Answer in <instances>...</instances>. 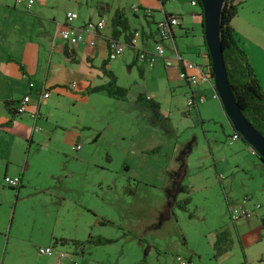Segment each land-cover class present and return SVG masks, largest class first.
Wrapping results in <instances>:
<instances>
[{
	"label": "rangeland",
	"instance_id": "1",
	"mask_svg": "<svg viewBox=\"0 0 264 264\" xmlns=\"http://www.w3.org/2000/svg\"><path fill=\"white\" fill-rule=\"evenodd\" d=\"M43 2L53 9L50 12L57 20H63L68 11L75 14L76 20L87 12L95 17L99 5L108 4L113 11L122 9L137 27L143 24L142 11L139 9L135 13L138 19H134L129 10L131 4L153 10L154 14L160 11L157 0ZM165 6L172 13L182 15L183 25H190L189 19L194 21L190 16L196 7L190 5V0H169ZM128 52L123 51L114 60L119 83L129 87L131 97L137 88L131 85L135 80L160 101L159 110L145 109L152 121L141 116L138 118L139 110L131 102L111 99L104 92L84 93L87 97L74 109L68 95L70 90L59 89L58 95L51 91V99L56 101H51L46 110L49 113L47 121L45 117L38 121L35 142L29 140L34 128L28 119L20 123L22 127L17 132L0 133L2 157L9 156L12 169L17 167L25 171L24 184L18 190L11 189L2 180L6 162L4 158L0 159V232L4 233L2 230L10 226L13 233L27 238L43 231L44 227L48 228L55 220L63 219L67 227L75 221L81 227L86 225L87 232L92 231L93 235L98 230L117 228L120 237L115 238V244L120 249L123 234L137 243L135 237L138 236L130 234L137 231L128 230L132 226H144L149 215L151 221L160 217L163 225L170 227L174 235L172 239L177 240L181 257L187 264H246L245 252L242 253L236 244L238 239L233 230L231 250L219 258L214 255V230L225 225L233 227L228 212L230 200L222 181L225 183L229 176L235 175L237 181L231 191L235 194L249 186L255 187L264 174L254 167L252 171L239 167L237 171L236 168L226 171L234 165L229 160L220 162L225 171L216 172L210 146L224 156L229 154L227 150L232 146L223 142L225 136L222 138L221 126L228 132L231 129L219 100L212 98L211 90L205 87L208 97L198 107L208 103L211 107L203 109L204 116L199 118L195 108L186 104V92L190 86L185 83V92V88H170L165 82V71L158 60L161 57L156 58L152 68L146 67L144 78H138L136 69L131 74L125 70L123 61ZM107 116H110L109 126L104 121ZM54 121H57L58 129L55 135L50 131L56 125L51 124ZM77 133L78 137L73 138ZM76 145L80 149L72 150ZM247 157L253 161V166H257V154L247 149ZM182 163L183 174L179 183L185 189L180 192L178 188L173 189L175 180L170 174ZM260 192L256 188L254 199L257 197L255 203L262 202L263 205L264 196ZM186 198L189 200L183 204ZM232 211L237 212L238 208ZM249 218L240 221L243 223ZM100 221H106L105 225H100ZM250 229L249 235L254 237L258 228L254 224ZM85 233L81 235L85 236ZM262 243L264 246V237ZM1 245L0 264H8L1 263ZM34 251L38 252L37 249ZM124 253L127 259L134 260L133 249L126 247ZM175 257L173 264H178ZM119 260H122L121 255Z\"/></svg>",
	"mask_w": 264,
	"mask_h": 264
},
{
	"label": "crops",
	"instance_id": "2",
	"mask_svg": "<svg viewBox=\"0 0 264 264\" xmlns=\"http://www.w3.org/2000/svg\"><path fill=\"white\" fill-rule=\"evenodd\" d=\"M167 1L169 0H157L160 11H158V14H154L155 12L153 10L151 11V17L148 19L152 21V24H147V19L143 17V9H140L142 11L143 24L139 27L134 26L131 22V18L125 14L132 28L138 29L139 32L140 29L142 30V32H140V46L147 50H152L154 47L153 42L156 40V22L162 19L166 14H174L166 9L165 4ZM237 2V12L231 19L230 25L264 90V0H237ZM131 5L129 6V10H131ZM194 7H196V11L190 16L194 21L189 19L191 23L188 26L183 25L182 15L177 13L180 24L173 29V39L182 57H186L199 65H205L210 62V58L202 34L200 7L198 4ZM51 10L53 9H51L47 3L43 2V0H34V3L28 10L24 9L23 3L15 4V0H0V133L9 131L17 132L20 127H22L20 123H23L24 119H28L30 123H33L34 128L29 135L30 142H35L34 138L36 126L39 123L38 121L41 120V117H45V121H47L49 113H47L46 110L50 107L51 101H56L54 98L51 99V91L58 95L59 89L70 90L71 92H68V95L71 96L73 108L75 109L77 103H80L84 97H87L84 96L87 88L103 84L108 79L100 70V65L101 62L107 58L108 45L106 39L109 38L111 33L109 20L114 11L109 8L108 4L101 3L96 9L95 17H92L91 14L87 12L80 20L74 19L72 22L74 26H79L89 19L95 20L98 18H102L105 21V25L101 32L84 34L83 39L80 41H67L58 35V32L68 25L65 22V17L63 20H57L50 12ZM132 13L133 18L138 19V16L135 14L136 12L132 11ZM105 29H108V32H106ZM119 40L123 41V37L120 36ZM65 45L74 52L76 58L75 62H72L64 56L63 48ZM164 45L165 55L158 58V60H160V64L165 71V82L170 85V88H185V83L187 82L178 77L179 70L181 69L180 63L173 57L172 49L169 44L165 42ZM125 50L129 51L127 59L123 61L125 70L131 74L132 70L136 69L137 75H139L138 78H144L146 67L152 68L157 60H155L152 66H147L136 60L134 48L128 46L124 51ZM121 55L122 53L112 58L106 64L105 69L113 72L116 75L117 84L127 89L126 99L119 100L111 97L109 98L122 102H131V105L139 110L140 114L136 115L138 118L141 116L148 122L152 121V118L148 117L145 109L149 111L159 110L161 108V103L146 91L145 87L141 86V84L135 80L131 81V85L137 87L136 91L129 97V87L127 88L119 83L118 71H116L115 68L114 60ZM138 63L141 65H138ZM30 82L34 84L33 88L29 87ZM72 83L75 85L72 86ZM41 86H44L46 89L49 88V96L39 101L37 93L41 89ZM205 87L207 88V86L198 85L196 87H190L189 92H186V88L184 90L188 93V98L190 96L195 97L202 94L207 99L208 96L205 94V91H207ZM93 93L94 92H91L90 94ZM27 94L30 96L27 111L22 114H16L15 117L12 118L10 109L14 110V104L20 100L22 96ZM137 97L144 100L150 98L158 104V107H147L137 102ZM208 106L211 107V103L200 107L197 105L195 110L199 118H203V109H208ZM217 107L219 106L216 104L215 109H217ZM37 109L39 116L34 119L30 116V113ZM101 117L104 118L103 114H101ZM10 119V123L7 124ZM143 119L141 121H143ZM104 121L106 125L109 126L110 116H107ZM226 122L229 129H231L227 119ZM51 124H56L50 130L51 134L55 135L58 130L56 128L57 121ZM221 130L222 138L223 135L225 136L223 142L232 146L230 150H227L229 154L225 156L217 149H213L210 146L216 172L224 170L220 162L229 160L232 161L234 165L226 169V171L235 168L237 171L238 167L240 170L252 171L254 167L258 169V172L264 174V163L260 160L259 156L257 155L259 161L256 164L257 166H253V161L247 157V149L249 150L248 145L245 144L241 138L230 141L228 137L231 132L225 131L223 126H221ZM62 131H64V129ZM78 134L79 133L75 134L73 138H77ZM98 135L99 134H97L96 139ZM188 149L189 147L187 146L186 150L188 151ZM2 156L0 151V159L4 158L6 162L4 170L2 171V177L5 175L9 177L17 176L20 179L19 186L24 184L25 171L17 167L12 169L9 156ZM104 164H106L105 161ZM126 169L128 170V167ZM182 174L183 163L170 174L175 180L173 189L175 188L176 190V188H178L180 192L185 189V186L179 183ZM236 181L237 178L235 175L232 177L229 176L225 183L222 181L228 193V200H230L228 201V212L229 214L233 212V208H238L237 212L243 208H248L253 211V215L246 222L241 223L240 220L234 222L232 228L225 225L224 227L215 229L212 248H214L213 245L216 240V233L219 230L228 229L230 233L233 230L239 243L236 244L241 249L242 253L243 250L245 252L246 264H264V246H262V239L264 237V200L262 205V202L255 203L257 197L254 199L256 188L261 191L260 195L262 193L264 196V178H259L255 187L250 188L251 186H249L248 189L242 192L238 190L233 194L231 191L236 185ZM231 194H233V196ZM244 198H248L246 202H243ZM256 204H259L260 207L256 208ZM105 222L106 221H100V225H105ZM254 224L255 228H258V231L253 237L249 235V232L251 230L250 226ZM132 227L133 228L129 229L128 232L137 231L135 233H130L133 237L138 236L135 237L137 243L128 240L130 237L123 234L124 240L119 246L120 249H118L115 243L120 235L118 229L114 227L98 230L96 234L93 235L92 231L89 233L87 232L88 228L86 225L81 227V225L77 224V221H75L72 226L67 227L63 223V219H61L59 221L55 220L48 228L44 227L43 231L35 236L31 235L24 238L13 233L11 227L8 226L7 229L2 230L4 233L0 232V245L3 244L1 245L3 250L1 263L5 261L8 264H169V262L172 261L171 264H173V257L175 255L181 256L177 240L172 239L174 238L173 231L170 227L163 225L160 217H157L153 222L148 215L144 226L137 228L134 226ZM82 232H86L85 236L81 235ZM95 237H104L112 240L116 239L114 242L112 241L108 244L91 245L87 243L88 239ZM60 239H66L68 241L61 244ZM70 240H77L81 243L77 246L71 243ZM40 246H53L55 252L51 255H45L34 251ZM126 247L134 250V253H132L134 260L127 259L124 253ZM229 251L217 255L216 257L219 258L226 255ZM57 252H64V256L60 257ZM120 255L122 258L121 261L119 260ZM128 261H130V263H128Z\"/></svg>",
	"mask_w": 264,
	"mask_h": 264
},
{
	"label": "trees",
	"instance_id": "3",
	"mask_svg": "<svg viewBox=\"0 0 264 264\" xmlns=\"http://www.w3.org/2000/svg\"><path fill=\"white\" fill-rule=\"evenodd\" d=\"M237 5L238 2H236V0H225L220 20V41L222 45V54L226 67L227 79L232 90L234 99L238 104V107L241 110L242 114L252 124V126L264 137V90L262 89L259 80L254 73V70L248 60L245 51L242 49L232 26L230 25L231 19L235 16L237 12ZM200 15H202L201 7ZM143 17L147 19V24H152V21L148 19L149 17H151V14L147 15V13L143 12ZM109 25L111 33L109 38L106 39L107 45H109L110 39L119 40L120 36L123 37L122 42L129 43L132 36L134 35V32H139L138 29L132 28L129 25L127 17L125 16V13L122 9H116L113 12V15L109 20ZM140 32H142L141 29ZM63 54L67 59L71 60L72 62L76 61L74 52L69 49L66 45L63 48ZM111 59L112 57L110 56L108 51L107 58H105L100 65V70L108 78L107 81L103 84L87 88L85 93L102 91L108 97L119 100H125L127 89L117 84V78L113 72L107 71L105 69L106 64ZM136 101L142 103L147 107H158V104L152 101L150 98L144 100L140 97H137ZM10 113L11 117L14 118L16 112L13 109H10ZM10 121L11 119L8 120L7 124H9ZM244 143L247 144L246 142ZM20 187L21 186H18L17 190ZM188 200L189 198L184 199L183 204L188 202ZM67 241L68 240L66 239H60L61 244H64ZM70 241L71 243L77 246L79 245V243H81L77 240ZM112 241V239L104 237H95L88 239L87 243L91 245H98L108 244ZM232 244L233 239L231 238L230 231L228 229L219 230L216 233V240L213 245L215 249V256L221 255L229 251L232 247Z\"/></svg>",
	"mask_w": 264,
	"mask_h": 264
},
{
	"label": "built area",
	"instance_id": "4",
	"mask_svg": "<svg viewBox=\"0 0 264 264\" xmlns=\"http://www.w3.org/2000/svg\"><path fill=\"white\" fill-rule=\"evenodd\" d=\"M237 2V0H236ZM24 5V9L28 10L34 3V0H15V4ZM190 4L195 6L198 4V0H190ZM130 9L133 12H137L139 9H143V12L147 13V15L151 14V10L148 8H140L136 5H131ZM75 19V14L72 12H66L65 14V22L68 24L64 27V29L58 32V35L67 41H80L83 39L84 34H95L101 32L104 28L105 21L102 18H98L95 20H87L81 23L79 26L72 25V22ZM180 24L179 16L175 14L164 15V17L156 22V40H154V47L152 50H147L140 46V33L134 32L129 43L122 42L119 40L110 39L108 45V51L112 58L120 55L126 47L134 48L136 52L137 60L147 66H152L158 57H163L165 55V45L167 42L172 49L173 57L180 63L181 69L179 70L178 77L185 80L190 87H196L198 85L207 86L211 90V97L219 99L218 94L214 87L213 82V74L211 69V63H207L205 65H199L193 61L186 60L182 57V55L178 52L174 39H173V29ZM75 85L72 83V86ZM34 84L32 82L29 83V87L33 88ZM39 101L48 98L49 90L44 86H41V89L37 93ZM206 97L202 94L197 96H190L187 99V106L191 108H197V105L204 102ZM30 101V96L24 95L20 100H18L14 104V111L16 114H22L27 111L28 103ZM30 116L36 119L39 116L38 109L31 112ZM240 135L231 130V134L228 137L230 141L239 139ZM249 150L252 153H255L254 150L249 147ZM80 146H72V150H79ZM256 154V153H255ZM221 175H219V178ZM3 182L10 188H17L20 183L19 177H9L7 175L2 177ZM248 198H244L243 202H246ZM256 208L260 207L259 204L255 205ZM253 215V211L248 208H243L239 212L230 213V219L233 222H236L243 218H249ZM39 254L51 255L55 252L53 246H40L37 248ZM60 257L64 256V252H57ZM176 261L178 264H187L181 256H176Z\"/></svg>",
	"mask_w": 264,
	"mask_h": 264
},
{
	"label": "water",
	"instance_id": "5",
	"mask_svg": "<svg viewBox=\"0 0 264 264\" xmlns=\"http://www.w3.org/2000/svg\"><path fill=\"white\" fill-rule=\"evenodd\" d=\"M202 10V34L210 58L213 82L225 117L243 142L264 163V137L242 114L230 88L220 41L221 14L225 0H198Z\"/></svg>",
	"mask_w": 264,
	"mask_h": 264
},
{
	"label": "flooded vegetation",
	"instance_id": "6",
	"mask_svg": "<svg viewBox=\"0 0 264 264\" xmlns=\"http://www.w3.org/2000/svg\"><path fill=\"white\" fill-rule=\"evenodd\" d=\"M10 188V187H9Z\"/></svg>",
	"mask_w": 264,
	"mask_h": 264
}]
</instances>
